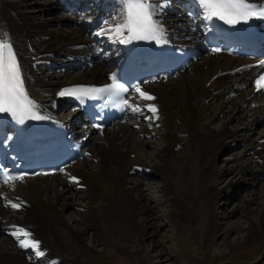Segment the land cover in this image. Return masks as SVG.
Listing matches in <instances>:
<instances>
[{
	"label": "bare ground",
	"instance_id": "obj_1",
	"mask_svg": "<svg viewBox=\"0 0 264 264\" xmlns=\"http://www.w3.org/2000/svg\"><path fill=\"white\" fill-rule=\"evenodd\" d=\"M178 1L188 0H151L162 6L156 8L155 20L163 35L184 47L190 45L185 37L196 40L203 33L208 13L200 0H191L197 1L198 13L188 18ZM254 1L264 2L250 0ZM56 3L61 9L78 4L77 16L67 18L60 12L39 19ZM124 5V0H0V40L13 45L27 95L36 109L66 123L69 135L76 132L71 126L77 122L87 127L86 118L77 108L56 116L53 109L62 102L55 92L71 83L105 80L128 46V30H116ZM67 21L70 26H60ZM54 62L64 68L56 77L47 74ZM263 63L259 56L202 53L178 71L177 80L158 79L139 87L154 99L142 98L136 91L129 97V111L122 122L74 135L85 133L86 139L83 156L73 164L57 174L23 177L10 188L1 185L0 264H84L82 240L88 231L95 232L92 240L103 246L98 260L149 264V254L141 246L145 238L153 240L158 234L159 225L153 223L157 210L159 218L168 217L175 228L181 260L263 264L264 181L257 197L252 189L253 196L241 206L221 216L216 213L247 178L255 185L259 177L264 178V91L254 92L251 84ZM73 64L79 66L76 71L65 67ZM189 68L192 71L187 73ZM137 106L139 110L134 111ZM258 123L260 133L252 136ZM238 143L239 152H232L218 169L220 152ZM141 174L149 176V181ZM226 177L228 182L219 188ZM66 213H70L68 221ZM235 213L246 225L224 227ZM18 229L30 236L13 235ZM220 235L224 249L211 251ZM231 235L237 239L227 242ZM22 239L38 241V248L21 247ZM153 246L160 245L156 241ZM38 251L44 254L37 255ZM241 254L250 258L240 261Z\"/></svg>",
	"mask_w": 264,
	"mask_h": 264
},
{
	"label": "snow or ice",
	"instance_id": "obj_2",
	"mask_svg": "<svg viewBox=\"0 0 264 264\" xmlns=\"http://www.w3.org/2000/svg\"><path fill=\"white\" fill-rule=\"evenodd\" d=\"M125 11L122 13V22L116 25L117 32L121 29H127L129 35L125 42L131 40H156L157 43H164L161 39L164 30L159 22L153 17L156 14V8L162 6L154 5L151 0H124ZM208 13V18L218 17L228 24H236L240 21H247L251 17L264 18V6H256L250 3V0H200ZM215 51H219L216 49ZM113 84L102 89H64L59 95H86L89 92H105L111 90L127 91L122 84L113 77ZM257 89H264V75L256 81ZM136 91L140 93L142 98L154 99L148 93L142 92L137 86ZM124 103H127L125 101ZM36 107L33 101L23 87V77L19 62L12 50L11 43L0 40V113L8 112L15 119L23 122L31 117L35 119H46L39 115H33V109ZM153 112L156 111L155 106L148 105ZM138 111V106L133 109ZM22 179V177L8 176V180ZM75 180V177H72ZM11 203V201H9ZM12 207L18 208L19 204H12ZM29 237L24 229H18V233ZM39 242L35 240H20V246L23 248H38ZM43 252H37V255H43Z\"/></svg>",
	"mask_w": 264,
	"mask_h": 264
},
{
	"label": "rangeland",
	"instance_id": "obj_3",
	"mask_svg": "<svg viewBox=\"0 0 264 264\" xmlns=\"http://www.w3.org/2000/svg\"><path fill=\"white\" fill-rule=\"evenodd\" d=\"M70 8L61 9V6L59 5V3L58 4L56 3V5L54 4L50 8V10H46V12H43L39 16V19H42L44 16H46L49 13L54 16L55 14H60V12H62L60 15H67V16H65L67 18L76 17L77 15L75 13H77V10L72 11L73 9L69 10ZM67 11H69V12H67ZM58 20H60V18ZM70 25H71L70 21L60 23L61 27L70 26ZM58 66L60 67V64L58 65L56 62H54L53 65L48 67L47 74H49L53 77H56L60 73V70L61 71L64 70L63 67H60L59 69H57ZM65 67H68V66L66 65ZM77 69H74V70L76 71ZM74 70H72V71H74ZM191 71H192V69L189 68L187 70V73H190ZM44 72H46V71H44ZM49 75H47V76H49ZM177 79L178 78H175L174 80H177ZM260 128H261V123H258L256 125L255 131H253L252 136H257L260 133V131H259ZM240 148H241V143H238V144L232 145L231 147L227 146L225 148V150L221 151L220 154L218 155V159H217L218 169L221 168V166H223L222 164L224 161L229 160V157H231L233 154L232 152L238 153ZM141 176H142L141 178H143L144 180L149 181V176H147L146 174H141ZM51 178L52 177H49L48 180H51ZM224 180L222 181V183L220 182L221 185H218L219 188L221 186H224L228 182L229 179H228V177H226ZM258 180H259L258 181L259 184L255 185V182H252V180L250 178L249 179L247 178L245 180V185L241 186L240 188L235 187V189H236L235 191L232 190L234 187H231L230 190L233 191V192L232 191L230 192L231 197L226 201L224 206L222 204H220L222 206L217 207V210H216L217 215L221 216L224 212L228 213L230 210H232L236 206H241L243 204L244 199L249 198L253 192H256V194H254V197H257V191L259 188H261V185H262V182L264 181V178L259 177ZM251 183H252V185H250ZM252 189L254 190L253 192L250 191ZM62 200H64V199L62 198ZM160 207H162L161 211L164 212V214H165V211H166L165 209L167 208L166 205L163 203L162 205H160ZM156 212H157L156 214L158 215V219H154L155 221H153V223L155 224V226L159 225L158 234H157V236H155L153 238V240L145 238L144 239L145 244H143L141 246V248L143 249L142 251L145 253V255L149 254V257H147V259H146L147 262L149 264H184V263L189 264V263H187L186 260H183V259L181 260L177 254L178 253L177 250H178V247L180 245H178L176 243L177 239H175V236H176V231L174 230L175 228H173L172 225H170L168 217H164V216L161 217L160 216V218H159L160 210H157ZM236 214L237 213L232 215L231 218L226 223L223 224V226L225 227L227 225H233L235 223L242 225V226L246 225V223L243 222V218L238 217V215H236ZM65 215H66V221H68L70 213H66ZM94 234H95V232L88 231L84 235V240H82L84 250H86V262L84 264H107L106 259H104V258L102 260L97 259V257L101 253L100 251L103 248V246L100 243H98L97 240H96L97 242H94L92 240L93 236L94 237L96 236ZM236 239L237 238H235V236L231 235L228 237L227 242H234ZM156 241H158L160 246H158V247L153 246L154 244L156 245ZM183 241L185 242L184 239H182V242ZM180 242L181 241L179 240V243ZM222 242H223L222 236L221 235L217 236L211 251H218L219 249H221V250L224 249L222 247V244H221ZM161 249H162V252H161V254H159L158 252L161 251ZM238 257H239L240 261H245V260H248L250 258L246 254L238 255ZM40 263H42V262H40Z\"/></svg>",
	"mask_w": 264,
	"mask_h": 264
}]
</instances>
